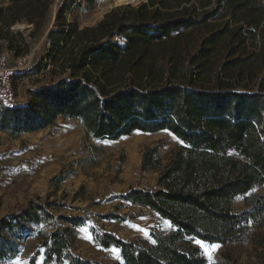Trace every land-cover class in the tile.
<instances>
[{
	"label": "trees",
	"instance_id": "obj_1",
	"mask_svg": "<svg viewBox=\"0 0 264 264\" xmlns=\"http://www.w3.org/2000/svg\"><path fill=\"white\" fill-rule=\"evenodd\" d=\"M54 3L13 0L1 8L0 41L9 45L0 49L43 36ZM102 3L59 0L47 37L59 79L30 90L25 104L0 100V131L19 137L59 117L80 120L95 139L170 131L181 144L156 186L117 195L168 221V232L129 240L95 226L94 239L120 250L114 264H207L195 240L244 242L264 223V0H148L84 24ZM20 21L32 24L28 35L11 29ZM159 148L144 153L143 172L159 166ZM238 198L246 208L236 212ZM62 207L31 199L1 216L0 263L19 254L21 230L43 224L50 231L39 230L31 264L42 254V264H99L74 247L75 228L91 217L58 213Z\"/></svg>",
	"mask_w": 264,
	"mask_h": 264
},
{
	"label": "rangeland",
	"instance_id": "obj_2",
	"mask_svg": "<svg viewBox=\"0 0 264 264\" xmlns=\"http://www.w3.org/2000/svg\"><path fill=\"white\" fill-rule=\"evenodd\" d=\"M12 1L0 0V9L7 8ZM102 1L100 11L92 14L84 24L95 23L114 7L137 5L148 0ZM58 2L55 0L49 25L56 15ZM32 28V24L24 21L11 27L14 32L20 30L23 36L28 35ZM44 36L29 37V45L16 41L17 50L10 47L0 49V71L7 69L18 104L28 101L30 90L59 79L51 72L50 43ZM0 43L9 45L7 41ZM22 73L25 74L20 76ZM180 144L181 141L167 130L152 133L135 131L117 140L95 139L88 136L80 120L61 117L53 126L19 137L0 131V217L17 211L31 199L62 203L58 213L88 214L91 217L85 225L75 228V251L83 257L97 260L99 264H114L120 260V250L98 244L94 239V227H102L129 240L148 237L152 230L167 233L170 229L168 221L148 207L122 203L117 195L133 186L154 188L160 171ZM158 145L161 153L159 166L143 172L144 153ZM61 176L65 178L59 180ZM245 208L244 201L238 198L234 204L235 211ZM108 212L119 213L121 217L108 219L99 216ZM41 229L45 233L50 231L43 224L21 230L19 254L0 264H17L18 261L31 264L39 248ZM202 242L203 246L194 244L206 255L207 264H264V223L257 224L244 242ZM43 259L42 254L37 264L43 263Z\"/></svg>",
	"mask_w": 264,
	"mask_h": 264
},
{
	"label": "built area",
	"instance_id": "obj_3",
	"mask_svg": "<svg viewBox=\"0 0 264 264\" xmlns=\"http://www.w3.org/2000/svg\"><path fill=\"white\" fill-rule=\"evenodd\" d=\"M6 70V68H3L0 71V100L4 104L14 106L18 103L15 101L9 73Z\"/></svg>",
	"mask_w": 264,
	"mask_h": 264
},
{
	"label": "water",
	"instance_id": "obj_4",
	"mask_svg": "<svg viewBox=\"0 0 264 264\" xmlns=\"http://www.w3.org/2000/svg\"><path fill=\"white\" fill-rule=\"evenodd\" d=\"M55 16H56V15H55ZM55 16H54V19H53L52 23L49 25V27H48V29H47V31H46V33H45L44 38H45V37H48L49 31H50V29L52 28V26H53V24H54Z\"/></svg>",
	"mask_w": 264,
	"mask_h": 264
},
{
	"label": "snow or ice",
	"instance_id": "obj_5",
	"mask_svg": "<svg viewBox=\"0 0 264 264\" xmlns=\"http://www.w3.org/2000/svg\"><path fill=\"white\" fill-rule=\"evenodd\" d=\"M195 243L200 244L201 246H203V242L202 241H195ZM17 264H20V262L18 261ZM41 264H42V262H41Z\"/></svg>",
	"mask_w": 264,
	"mask_h": 264
},
{
	"label": "bare ground",
	"instance_id": "obj_6",
	"mask_svg": "<svg viewBox=\"0 0 264 264\" xmlns=\"http://www.w3.org/2000/svg\"><path fill=\"white\" fill-rule=\"evenodd\" d=\"M5 105H7V104H5ZM9 106H11V105H9Z\"/></svg>",
	"mask_w": 264,
	"mask_h": 264
}]
</instances>
